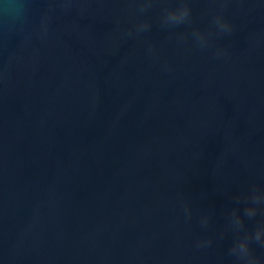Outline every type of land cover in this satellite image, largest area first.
<instances>
[{
  "label": "water",
  "instance_id": "obj_1",
  "mask_svg": "<svg viewBox=\"0 0 264 264\" xmlns=\"http://www.w3.org/2000/svg\"><path fill=\"white\" fill-rule=\"evenodd\" d=\"M189 2L162 27L177 0H0V264H238L264 223L242 196L264 190V0Z\"/></svg>",
  "mask_w": 264,
  "mask_h": 264
},
{
  "label": "clouds",
  "instance_id": "obj_2",
  "mask_svg": "<svg viewBox=\"0 0 264 264\" xmlns=\"http://www.w3.org/2000/svg\"><path fill=\"white\" fill-rule=\"evenodd\" d=\"M136 5L135 11L139 14H143L149 8L152 7L154 0H131ZM161 26L174 27L181 24L191 23V7L189 0H177V6L167 7L163 15L160 18ZM214 24L218 33H230L232 31V25L227 20L223 13H217L214 17ZM151 27L149 20L145 19L137 23L135 31L137 34L146 31ZM192 37L195 43L200 47H205L208 44V35L199 30L194 29ZM181 40L184 39L183 34L179 37ZM222 50L218 49V52ZM243 198L250 203H246L244 207L243 216L249 219L254 218L257 214L258 207L264 204V190L253 187L252 191L248 194H242ZM240 197L237 198L239 203ZM187 208V206H185ZM239 214L237 209H233L230 214V223L238 231L244 226V218ZM202 225L206 226L208 223V217L205 216L201 221ZM250 239L255 240L261 248H264V223L259 224L254 233H245L243 236H237L235 242L229 249V255L234 256L238 264H260V257L254 254L250 247Z\"/></svg>",
  "mask_w": 264,
  "mask_h": 264
}]
</instances>
